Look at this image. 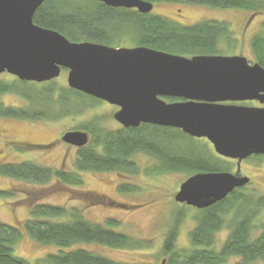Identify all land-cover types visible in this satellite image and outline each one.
<instances>
[{
    "label": "trees",
    "instance_id": "obj_1",
    "mask_svg": "<svg viewBox=\"0 0 264 264\" xmlns=\"http://www.w3.org/2000/svg\"><path fill=\"white\" fill-rule=\"evenodd\" d=\"M152 3H187L209 6L218 9H234L262 13L264 0H143ZM34 23L45 29L57 31L74 43L90 42L114 48L146 47L157 51L184 57L197 55L218 54V45L225 42L229 45L237 42L232 39V32L227 23L217 21H203L190 26L180 25L166 17L156 14H141L136 10L112 8L93 0H48L35 13ZM234 41V42H233ZM255 60L264 68V35H255L251 42ZM67 72V71H64ZM8 75V74H7ZM9 77V76H7ZM11 77V76H10ZM35 93L31 99L27 89ZM39 87L35 89V87ZM41 96L57 94L54 101L59 102L63 109L67 106L81 112L89 109L85 106L88 101L93 104L99 100L84 95L51 81L43 84L21 82L14 77L13 81L0 79V98L5 95H15L28 103L39 105ZM37 93V94H36ZM53 97V96H52ZM49 100L50 105L53 99ZM175 102V99H165ZM69 104L71 106H69ZM77 104H81V109ZM92 105V104H91ZM94 107V106H91ZM73 113L78 114L79 112ZM60 113L58 117L70 114ZM47 109L38 111L18 110L5 107L0 101V118L14 120H48ZM54 117V119H58ZM52 119V120H54ZM100 119H96L89 128L91 146L80 149L77 161V172H109L138 176L140 170L132 159L137 154H145L160 162L164 167L162 173H221L229 168L228 160L216 156L206 146H194L191 150L176 149L172 157L166 158L156 138L170 139V135H177L195 140L179 130L161 128L151 125H141L139 128H125L117 132H109L97 126ZM162 131H173L175 134L165 136ZM163 134V135H162ZM209 146V144L206 142ZM200 148L207 158L197 156L195 150ZM225 169V170H226ZM156 173V171H155ZM153 173V175L155 174ZM0 174L17 180L46 184L55 179L65 187H80L83 183L78 173H66L50 168L41 167L33 163L7 164L0 166ZM136 190L129 185H121L120 192ZM241 192V191H237ZM230 195L229 198L218 202L207 209H195V227L190 233V248L178 249L177 238L179 226L188 211L178 210L174 226L170 228L164 240V254L166 262L161 264H228L230 259L237 258L241 264L264 262V223L255 226L264 211V197H249L248 194ZM89 199V198H87ZM105 204L115 206L129 205L102 199ZM178 208L183 205L178 204ZM31 216L23 230L39 244L56 247V252L46 256L47 264H128L119 263L106 257L96 255L88 250L74 247L79 244H100L113 249H141L143 242L135 241L131 237L110 229L117 227L118 222L112 219L106 225L90 223L78 212L74 221L68 223H54L43 221L44 218H61L66 215L63 208L51 205H37L33 207ZM75 213V212H73ZM231 216L230 232L227 240L218 246L217 235L226 226L227 217ZM43 219V220H42ZM21 229L0 223V264H27L24 260L13 255L14 245L21 239ZM218 246V248H217Z\"/></svg>",
    "mask_w": 264,
    "mask_h": 264
},
{
    "label": "water",
    "instance_id": "obj_2",
    "mask_svg": "<svg viewBox=\"0 0 264 264\" xmlns=\"http://www.w3.org/2000/svg\"><path fill=\"white\" fill-rule=\"evenodd\" d=\"M48 0H0V74L22 82L48 83L67 73L68 87L120 110L114 119L125 128L152 125L206 139L214 152L237 161L232 173H199L175 195L178 204L199 210L246 187L241 165L264 155V68L242 56L184 57L146 47L113 48L74 43L57 31L37 26L34 15ZM112 8L150 14L143 0H93ZM165 99L179 101L167 102ZM68 145L83 148L89 134L72 131Z\"/></svg>",
    "mask_w": 264,
    "mask_h": 264
},
{
    "label": "rangeland",
    "instance_id": "obj_3",
    "mask_svg": "<svg viewBox=\"0 0 264 264\" xmlns=\"http://www.w3.org/2000/svg\"><path fill=\"white\" fill-rule=\"evenodd\" d=\"M181 10V13L178 12ZM152 14L166 17L180 25L190 26L201 21H217L227 23L233 36L232 42L227 45L222 42L218 45V54L221 55H242L250 63H257L251 47L255 35H264V11L254 13L244 10H224L209 6L195 4H180L174 2L157 3L154 5ZM234 42V41H233ZM217 55V54H214ZM9 76V77H7ZM0 79L13 81L14 77L7 74L0 75ZM57 81L67 86V72H63ZM28 94L31 99L35 98L33 87L28 86ZM39 87H35L38 89ZM38 99L39 105L28 103L23 98L15 95H5L0 101L5 107L18 110L38 111L45 108L48 112V120L36 121L14 120L0 118V166L7 164L33 163L52 170L78 173L83 181L80 187H65L55 179L46 184L33 183L30 181L17 180L2 176L0 174V223L7 224L21 229V239L14 245L13 255L27 262V264H47L46 256L56 252V247L39 244L23 230L28 220H34L31 216L33 207L37 205H51L63 208L66 215L61 218H44L43 221L54 223H68L74 221V215L78 212L84 220L93 223L106 225L111 219L118 222L117 227L110 229L141 241V249H113L100 244H79L74 248H82L96 255L106 257L119 263L128 264H161L166 262L164 254V240L170 228L174 226L178 210L188 211L183 217L179 226L177 247L181 250L190 248V233L195 227L194 215L196 211L183 205L178 208L174 197L179 188L191 176V173H162L159 171L164 166L162 162L145 154H137L133 157L140 173L134 177L130 174H118L109 172H77V161L80 149L63 142V136L72 131H85L88 125L96 119H100L97 126L109 132H117L120 129L119 123L114 119L118 109L106 102L93 104L88 101L85 106L87 112H80L71 107L59 106L58 95L41 96ZM37 94V93H36ZM49 97L53 101L47 100ZM92 104V105H91ZM69 106H71L69 104ZM81 109V104H77ZM94 106V107H91ZM264 107V106H262ZM72 111L79 112L78 114ZM68 115L58 117L60 113ZM58 117V119H54ZM54 119V120H52ZM162 128V127H161ZM165 136L175 134L173 131H162ZM162 134V135H163ZM170 139L163 137L156 138V143L161 150L170 158L178 148L191 150L194 146H206L208 150L214 148L206 139L190 140L186 137L170 135ZM194 139V138H193ZM209 144V146L206 144ZM49 145V147H47ZM91 146V143L86 145ZM197 156L207 158L204 151L198 148L195 150ZM229 168H224L226 173H236L237 162L229 161ZM226 169V170H225ZM156 171V173H155ZM153 173H155L153 175ZM242 176H247L251 182L247 188L237 194H248L249 197H264V156L259 159H247L241 165ZM129 185L136 188L129 192H120L121 185ZM232 195V194H231ZM89 198V199H87ZM107 201L119 202L129 205L115 206L105 204ZM75 212V213H73ZM231 216L227 217L225 228L217 235L218 246L223 244L229 235ZM264 223V211L255 223L258 228ZM217 246V248H218ZM222 246V245H221ZM228 264H241L237 258L230 259ZM254 264H264L256 262Z\"/></svg>",
    "mask_w": 264,
    "mask_h": 264
},
{
    "label": "flooded vegetation",
    "instance_id": "obj_4",
    "mask_svg": "<svg viewBox=\"0 0 264 264\" xmlns=\"http://www.w3.org/2000/svg\"><path fill=\"white\" fill-rule=\"evenodd\" d=\"M180 4H185V3H180ZM178 12L179 13H181V10H178ZM201 22H203V21H201ZM199 23V22H198ZM179 101V100H178ZM241 105H244V106H248V107H257V108H260V107H262V105L260 104V103H258V102H247V103H243V104H241ZM115 107V106H114ZM117 109H118V111L120 110L118 107H116ZM120 125V124H119ZM122 129H125V127H123L122 125H120V129L119 130H122ZM80 132H86V131H80ZM86 133H88L89 134V143L91 142V139H92V137H91V135H90V133L89 132H86ZM47 147H49V145L47 146ZM259 157H262V156H254V157H252V158H256V159H259ZM252 158H250V159H252ZM234 162V161H233ZM236 162V161H235ZM236 170H237V168H236ZM250 184V183H249ZM249 184L247 185V186H249ZM247 186L246 187H244V188H241V189H236L233 193H235V192H237V191H241L242 189H245V188H247ZM232 193V194H233ZM230 197V196H229ZM228 197V198H229Z\"/></svg>",
    "mask_w": 264,
    "mask_h": 264
}]
</instances>
